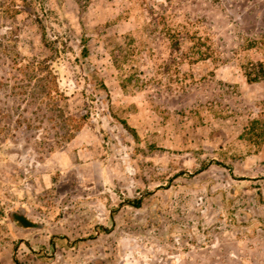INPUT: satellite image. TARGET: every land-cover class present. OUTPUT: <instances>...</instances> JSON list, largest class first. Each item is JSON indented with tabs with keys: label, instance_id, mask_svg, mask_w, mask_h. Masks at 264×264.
I'll return each instance as SVG.
<instances>
[{
	"label": "rangeland",
	"instance_id": "1",
	"mask_svg": "<svg viewBox=\"0 0 264 264\" xmlns=\"http://www.w3.org/2000/svg\"><path fill=\"white\" fill-rule=\"evenodd\" d=\"M261 62L264 0H0L1 261L264 264Z\"/></svg>",
	"mask_w": 264,
	"mask_h": 264
},
{
	"label": "trees",
	"instance_id": "2",
	"mask_svg": "<svg viewBox=\"0 0 264 264\" xmlns=\"http://www.w3.org/2000/svg\"><path fill=\"white\" fill-rule=\"evenodd\" d=\"M81 51H80V55L78 57V61L79 63L83 66L86 67L87 65V59L89 58L90 55V48H89V44H88V37L86 35H83L81 37ZM261 71L264 72V64L261 62ZM88 74L89 79H93L94 80V86H96L97 90H104L106 91L107 88L105 86V84L103 83L102 79L100 81V73L97 69H92L90 71H86ZM91 77V78H90ZM247 77L248 80L250 81H255L258 80L259 78H261V76H252L250 73H247ZM262 77L264 78V76L262 75ZM97 81H100L97 84ZM98 85V86H97ZM127 126V125H126ZM131 204L134 205H139L140 204V200H134V201H129ZM14 218L16 220H18V222L23 225V226H32L34 223L33 221H31L30 219H28L26 216L20 214V213H14ZM99 229L101 231L106 230V227L104 225H100Z\"/></svg>",
	"mask_w": 264,
	"mask_h": 264
},
{
	"label": "crops",
	"instance_id": "3",
	"mask_svg": "<svg viewBox=\"0 0 264 264\" xmlns=\"http://www.w3.org/2000/svg\"><path fill=\"white\" fill-rule=\"evenodd\" d=\"M5 251L4 250H0V264H5V263H3L2 261H1V256H5V253H4Z\"/></svg>",
	"mask_w": 264,
	"mask_h": 264
}]
</instances>
